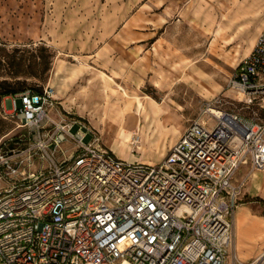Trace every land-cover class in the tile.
I'll use <instances>...</instances> for the list:
<instances>
[{
    "label": "built area",
    "instance_id": "2783aa9c",
    "mask_svg": "<svg viewBox=\"0 0 264 264\" xmlns=\"http://www.w3.org/2000/svg\"><path fill=\"white\" fill-rule=\"evenodd\" d=\"M225 89L252 115L223 109L219 96L204 101L208 124L190 121L156 166L127 163L80 137L56 161L46 149L71 137V127L48 116L54 89L20 94L16 117L36 133L48 164L20 174L0 160V179H8L0 187V264H225L234 211L249 175L264 169V30ZM48 122L55 129L42 142Z\"/></svg>",
    "mask_w": 264,
    "mask_h": 264
},
{
    "label": "rangeland",
    "instance_id": "374dc122",
    "mask_svg": "<svg viewBox=\"0 0 264 264\" xmlns=\"http://www.w3.org/2000/svg\"><path fill=\"white\" fill-rule=\"evenodd\" d=\"M119 1L126 0H0V160L9 158L20 174L48 164L36 133L16 117L17 97L28 90L52 87L56 101L48 116L71 127V137L46 149L56 161L74 152L83 136L82 143L91 142L127 163L156 166L190 121L208 124L200 114L204 101L219 96L223 109L244 118L252 115L241 109V95L225 89L230 64L180 59L182 49L193 58L196 43L202 44L187 25L175 29L165 47L148 40L137 51L130 43L121 49L117 32L108 34ZM130 8L129 18L134 13ZM202 10L197 5L194 15ZM148 12L150 21L154 14ZM6 91L15 93L4 95ZM54 129L45 124L42 142ZM123 130L132 133L126 145ZM7 180L0 179L1 188ZM231 254L227 252L225 264H231Z\"/></svg>",
    "mask_w": 264,
    "mask_h": 264
},
{
    "label": "crops",
    "instance_id": "0c3cea01",
    "mask_svg": "<svg viewBox=\"0 0 264 264\" xmlns=\"http://www.w3.org/2000/svg\"><path fill=\"white\" fill-rule=\"evenodd\" d=\"M197 5L203 9L198 17L194 15ZM129 7L134 12L130 18ZM114 8L108 34L117 32L121 49L130 43L137 51L148 40L165 47L166 38L187 25L198 33L202 44L196 43L193 58L182 49L180 59L225 62L232 71L249 56L264 30V0H137L130 5L126 0ZM149 10L154 16L147 21ZM231 252L243 264L264 257V169L249 175L234 211Z\"/></svg>",
    "mask_w": 264,
    "mask_h": 264
},
{
    "label": "bare ground",
    "instance_id": "6f19581e",
    "mask_svg": "<svg viewBox=\"0 0 264 264\" xmlns=\"http://www.w3.org/2000/svg\"><path fill=\"white\" fill-rule=\"evenodd\" d=\"M56 92H57V94H59V92H60V88H57L56 89ZM212 100V99H211ZM207 101H210V100H207ZM125 111V110H124ZM121 116V115H120ZM128 116L129 117H132V116H134V114L133 113H129L128 114ZM124 121H125V119H124ZM129 130V129H128ZM131 136H132V133L130 132V131H127V130H123L122 131V137H123V143H124V145H126V144H128V142H129V140L131 139ZM80 138H83V136H79ZM134 142H136V141H134Z\"/></svg>",
    "mask_w": 264,
    "mask_h": 264
},
{
    "label": "trees",
    "instance_id": "16d2710c",
    "mask_svg": "<svg viewBox=\"0 0 264 264\" xmlns=\"http://www.w3.org/2000/svg\"><path fill=\"white\" fill-rule=\"evenodd\" d=\"M13 93H15V92L6 91L4 95L13 94Z\"/></svg>",
    "mask_w": 264,
    "mask_h": 264
}]
</instances>
